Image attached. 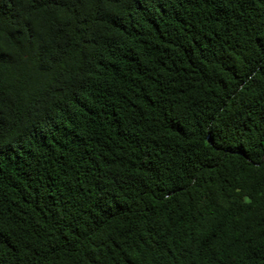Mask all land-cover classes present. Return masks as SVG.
Segmentation results:
<instances>
[{
    "label": "trees",
    "instance_id": "trees-1",
    "mask_svg": "<svg viewBox=\"0 0 264 264\" xmlns=\"http://www.w3.org/2000/svg\"><path fill=\"white\" fill-rule=\"evenodd\" d=\"M0 264H264V0H0Z\"/></svg>",
    "mask_w": 264,
    "mask_h": 264
}]
</instances>
